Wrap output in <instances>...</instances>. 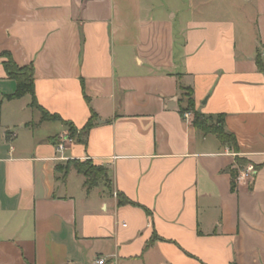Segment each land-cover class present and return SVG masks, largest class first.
<instances>
[{
  "label": "crops",
  "instance_id": "crops-1",
  "mask_svg": "<svg viewBox=\"0 0 264 264\" xmlns=\"http://www.w3.org/2000/svg\"><path fill=\"white\" fill-rule=\"evenodd\" d=\"M1 52L61 120L1 54L0 264H264V0H0Z\"/></svg>",
  "mask_w": 264,
  "mask_h": 264
},
{
  "label": "trees",
  "instance_id": "trees-1",
  "mask_svg": "<svg viewBox=\"0 0 264 264\" xmlns=\"http://www.w3.org/2000/svg\"><path fill=\"white\" fill-rule=\"evenodd\" d=\"M4 55L6 60L3 63L4 69L9 78H12L16 81V89L12 94L5 96L6 99H18L25 95H29L31 97L30 106L34 107L42 113L43 120L49 119H59L57 115H50L47 111H45L36 101L35 92H34V79H33V66L27 65L20 67L18 66L14 60L11 58L8 52H1L0 55ZM257 64L260 69H263L261 65V61L259 56L257 57ZM183 100L180 104V113L183 115L184 112H190L192 114L191 117V124L196 127L197 129L201 130L204 134L212 133L214 134L217 139L223 145H229L233 147L235 150L237 149V142L235 136L232 133L225 131L224 129V115L217 114V115H205L200 111L195 109V103L192 98V91L189 88H184L182 94ZM96 118V114L91 111V114L81 129H77L71 123H65L68 125L69 135L70 137L77 138L78 140H83L82 136L86 134L88 129L93 125V122ZM93 165L89 161H75L73 163L75 169L78 173L82 174L86 178V185L88 187L93 186L101 176H105V172L103 168L99 166H95L101 169V175H96L95 171L91 168H88L87 165ZM232 174L233 171H232ZM118 203H130L127 199H118Z\"/></svg>",
  "mask_w": 264,
  "mask_h": 264
},
{
  "label": "built area",
  "instance_id": "built-area-1",
  "mask_svg": "<svg viewBox=\"0 0 264 264\" xmlns=\"http://www.w3.org/2000/svg\"><path fill=\"white\" fill-rule=\"evenodd\" d=\"M191 113L190 112H184L183 113V117L185 118V119H191ZM67 140H68V138H62L60 141H59V143H58V145H57V148H58V150L60 151V150H62V149H64V147H65V142H67ZM248 173V172H247ZM247 173L246 172H244L243 173V176H247ZM95 263L96 264H103L104 263V260L102 259V258H98V259H96L95 260Z\"/></svg>",
  "mask_w": 264,
  "mask_h": 264
},
{
  "label": "rangeland",
  "instance_id": "rangeland-1",
  "mask_svg": "<svg viewBox=\"0 0 264 264\" xmlns=\"http://www.w3.org/2000/svg\"><path fill=\"white\" fill-rule=\"evenodd\" d=\"M87 167H88V168H91L92 170H94L95 173H96V175H98V176L101 175V169H100V168L95 167V166L90 165V164H88ZM101 178H104V177L101 176Z\"/></svg>",
  "mask_w": 264,
  "mask_h": 264
}]
</instances>
